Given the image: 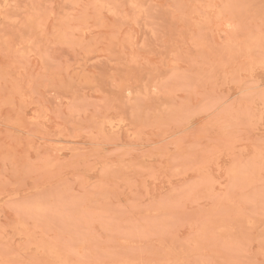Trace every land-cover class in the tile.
Returning a JSON list of instances; mask_svg holds the SVG:
<instances>
[{
  "label": "rangeland",
  "instance_id": "374dc122",
  "mask_svg": "<svg viewBox=\"0 0 264 264\" xmlns=\"http://www.w3.org/2000/svg\"><path fill=\"white\" fill-rule=\"evenodd\" d=\"M0 264H264V0H0Z\"/></svg>",
  "mask_w": 264,
  "mask_h": 264
}]
</instances>
